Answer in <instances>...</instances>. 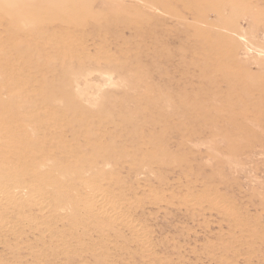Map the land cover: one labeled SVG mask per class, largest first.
<instances>
[{
    "label": "rangeland",
    "instance_id": "1",
    "mask_svg": "<svg viewBox=\"0 0 264 264\" xmlns=\"http://www.w3.org/2000/svg\"><path fill=\"white\" fill-rule=\"evenodd\" d=\"M0 203V264H264V0H0Z\"/></svg>",
    "mask_w": 264,
    "mask_h": 264
},
{
    "label": "bare ground",
    "instance_id": "2",
    "mask_svg": "<svg viewBox=\"0 0 264 264\" xmlns=\"http://www.w3.org/2000/svg\"><path fill=\"white\" fill-rule=\"evenodd\" d=\"M24 84H25V83H24ZM18 89H19V88H18ZM17 122H18V121H17ZM48 180H49V179H48ZM8 181H10V180H8ZM12 181H13V180H12ZM25 182H26V181H25ZM85 182H86V181H85ZM15 183H16V182H15ZM27 184H28V183H27ZM27 184H25V185H27ZM35 184H36V183H35ZM39 186H40V185H39ZM28 188H29V187H28ZM36 188H37V187H36ZM38 188H39V187H38ZM38 188H37V189H38ZM94 188H95V187H94ZM34 189H35V188H34ZM37 189H36V190H37ZM8 190H9V189H8ZM4 191H6V190L4 189ZM37 191H38V190H37ZM37 191H36V192H37ZM11 192H12V191H11ZM103 192H104V191H103ZM7 194H8V193H7ZM31 194H32V193H31ZM98 194H99V193H98ZM209 194H210V193H209ZM24 195H25V194H24ZM29 195H30V194H29ZM33 195H34V194H33ZM36 195H37V194H36ZM111 195H113V194H111ZM211 195L213 196V194H211ZM26 196H27V194H26ZM31 196H32V195H31ZM113 196H114V195H113ZM1 197H2V196H1ZM27 197H28V196H27ZM42 197H43V196H42ZM94 197H95V196H94ZM209 197H210V196H209ZM23 198H24V197H23ZM185 198H186V197H185ZM30 199H31V198H30ZM101 199H102V198H101ZM207 199H208V198H207ZM96 200H97V198H96ZM96 200H95V201H96ZM183 200H184V199H183ZM217 200H218V199H217ZM93 201H94V200H93ZM95 201H94V202H95ZM101 201H102V200H101ZM223 201H224V200H223ZM223 201H222V202H223ZM5 202H6V201H5ZM37 202H38V201H37ZM168 202H169V201H168ZM222 202H221V203H222ZM13 203H14V202H13ZM86 203H88V202H86ZM89 203H90V201H89ZM89 203H88V204H89ZM91 203L93 204V202H91ZM95 203H96V202H95ZM212 203H213V202H212ZM215 203H216V201H215ZM218 203H219V202H218ZM0 204H1V203H0ZM15 204H16V203H15ZM96 204H98V203H96ZM96 204H95V205H96ZM219 204H220V203H219ZM222 204H223V203H222ZM93 205H94V204H93ZM95 205H94V206H95ZM195 205H196V204H195ZM226 205H227V204H226ZM49 206H50V205H49ZM86 206H87V205H86ZM89 206H90V205H89ZM227 206H229V205H227ZM227 206H226V207H227ZM37 207H38V206H37ZM45 207H46V206H45ZM45 207H44V208H45ZM87 207H88V206H87ZM44 208H43V209H44ZM220 208H221V206H220ZM46 209H48V208H46ZM46 209H45V210H46ZM89 209H90V207H89ZM89 209H88V210H89ZM92 209H93V208H92ZM97 209H99V208H97ZM223 209H224V208H223ZM41 210H42V209H41ZM106 210H107V209H106ZM93 211H94V210H93ZM100 211H101V210H100ZM195 211H196V210H195ZM39 212H40V211H39ZM107 212H108V211H107ZM121 212H122V211H121ZM230 212H231V210H230ZM230 212H229V213H230ZM93 213H95V212H93ZM116 213L118 214V212H116ZM113 215H114V214H113ZM119 215H121V214H119ZM123 215H124V213H123ZM232 215H233V214H232ZM35 216H37V215H35ZM49 216H50V214H49ZM105 216H106V215H105ZM110 216H112V215H110ZM230 216H231V215H230ZM27 217H28V216H27ZM51 217H52V215H51ZM117 217H118V216H117ZM232 217H233V216H232ZM236 217H237V216H236ZM29 218H30V217H29ZM124 218L127 219L126 217H124ZM4 219H6V218H4ZM24 219H25V218H24ZM31 219H32V218H31ZM118 219H120V218H118ZM125 219H124V220H125ZM37 220H38V219H37ZM29 221H30V220H29ZM117 221H118V220H117ZM33 223H34V222H33ZM47 223H48V222H47ZM45 224H46V223H45ZM3 225H4V224H3ZM8 225H9V224H8ZM43 225H44V224H43ZM24 226H25V225H24ZM42 227H43V226H42ZM15 228H16V227H15ZM41 229H42V228H41ZM139 229H140V228H139ZM33 230H34V229H33ZM137 230H138V229H137ZM44 231H46V230H44ZM47 231H48V230H47ZM138 231H139V230H138ZM49 232H50V231H49ZM144 233H145V232H144ZM141 234H142V233H141ZM17 235H18V234H17ZM142 235H144V234H142ZM145 235H146V233H145ZM19 237H20V236H19ZM148 237H149V236H148ZM143 238H144V237H143ZM138 240H139V239H138ZM146 241H148V240H146ZM144 243H145V242H144ZM144 246H145V245H144ZM146 251H147V250H146ZM147 252H148V251H147ZM147 252H146V253H147ZM47 254H49V253H47Z\"/></svg>",
    "mask_w": 264,
    "mask_h": 264
}]
</instances>
